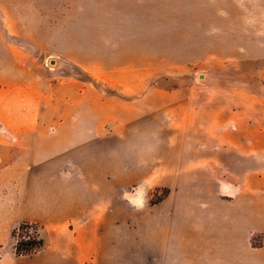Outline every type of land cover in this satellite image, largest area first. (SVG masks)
Returning a JSON list of instances; mask_svg holds the SVG:
<instances>
[{"label": "crops", "instance_id": "0c3cea01", "mask_svg": "<svg viewBox=\"0 0 264 264\" xmlns=\"http://www.w3.org/2000/svg\"><path fill=\"white\" fill-rule=\"evenodd\" d=\"M255 5L221 9L209 33L238 46L211 54L225 62L216 73L244 62L258 86L206 75L110 87L0 58L2 190L39 224L37 264H264V0Z\"/></svg>", "mask_w": 264, "mask_h": 264}, {"label": "rangeland", "instance_id": "374dc122", "mask_svg": "<svg viewBox=\"0 0 264 264\" xmlns=\"http://www.w3.org/2000/svg\"><path fill=\"white\" fill-rule=\"evenodd\" d=\"M256 1L0 0V58L30 67L57 64L61 76L82 70L86 83L110 87L156 84L167 78L173 86L199 85L206 75L214 83L218 76L221 84L258 86L251 82L257 74L244 75L242 70L254 68L244 62H237L228 76L216 73L225 70V62L212 61L211 54L238 46L220 42L219 33L211 44L209 33L210 20L223 19L221 9L252 8ZM2 64L0 60V70ZM3 69L16 80L23 75L17 66ZM2 183L0 178V264H37L35 253L17 256L14 246L39 233V224L25 220L22 204L5 201ZM166 192L153 190L150 203H157ZM22 223L31 227L20 230ZM119 259L131 257L123 253Z\"/></svg>", "mask_w": 264, "mask_h": 264}, {"label": "trees", "instance_id": "16d2710c", "mask_svg": "<svg viewBox=\"0 0 264 264\" xmlns=\"http://www.w3.org/2000/svg\"><path fill=\"white\" fill-rule=\"evenodd\" d=\"M31 227L29 223H22L19 226L20 230ZM44 246V239L39 236L37 231L34 232V236L27 240H18L14 246V253L17 256L32 255Z\"/></svg>", "mask_w": 264, "mask_h": 264}]
</instances>
